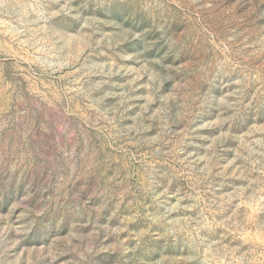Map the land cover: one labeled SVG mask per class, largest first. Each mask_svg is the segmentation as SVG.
I'll use <instances>...</instances> for the list:
<instances>
[{"label":"rangeland","instance_id":"1","mask_svg":"<svg viewBox=\"0 0 264 264\" xmlns=\"http://www.w3.org/2000/svg\"><path fill=\"white\" fill-rule=\"evenodd\" d=\"M0 264H264V0H0Z\"/></svg>","mask_w":264,"mask_h":264}]
</instances>
